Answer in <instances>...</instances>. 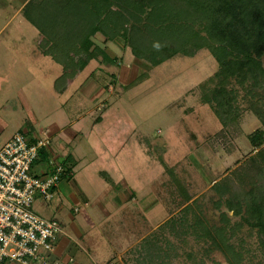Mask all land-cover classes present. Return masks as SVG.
Instances as JSON below:
<instances>
[{"label": "rangeland", "instance_id": "374dc122", "mask_svg": "<svg viewBox=\"0 0 264 264\" xmlns=\"http://www.w3.org/2000/svg\"><path fill=\"white\" fill-rule=\"evenodd\" d=\"M40 3L0 0V142L30 125L48 133L59 163L67 154L73 159L72 174L59 181L53 198L32 203L37 214L61 222L57 237L74 224L78 239L66 252L81 264H137L141 245L158 236L169 250L166 264H232L224 250H206L210 241L196 237L204 233L201 226L183 240L170 227L161 230L168 219L180 228L185 215L182 228L196 217L224 226L225 243L238 255L235 264H264L257 229L223 203L215 205L214 191L215 182L249 155L264 157V143L255 147L248 138L264 130L252 109L264 102L233 85L239 116L225 127L201 100L200 85L218 69L207 48L152 66L121 38L108 40L101 32L92 37L94 44L114 62L89 60L60 93L56 82L63 86L61 77L71 75L81 54L63 37L54 47L44 44L51 16ZM188 125L198 134L196 148L186 141ZM46 165L39 161L34 171ZM115 196L124 203L114 202Z\"/></svg>", "mask_w": 264, "mask_h": 264}, {"label": "trees", "instance_id": "16d2710c", "mask_svg": "<svg viewBox=\"0 0 264 264\" xmlns=\"http://www.w3.org/2000/svg\"><path fill=\"white\" fill-rule=\"evenodd\" d=\"M28 5L23 7L24 12ZM40 6L51 16L49 25H46L49 31H45L44 44L54 47L55 40L63 37L81 54V60L71 67L72 76L61 77L62 87L58 85L61 79L56 82L55 88L60 93L89 60L102 56L104 62H114L115 57L111 60L102 47L94 44L92 37L101 32L108 40L121 38L136 58L152 66L177 53L193 56L198 50L207 48L217 61L218 69L208 82L200 85L201 100L210 104L225 127L239 116L237 90L233 85L264 102V0H41ZM76 15L80 17L77 25L74 24ZM263 106L252 107L262 125ZM26 129L21 132H33L32 126ZM185 130L188 131L186 141L189 148H196L198 134L191 131L189 125ZM248 138L251 145L260 146L264 143V130L257 129ZM49 156L46 149H41L39 161L48 160ZM72 160L68 154L63 156L61 164L66 170L61 180L72 174ZM214 191L217 196L215 205L223 203L228 211L239 215L242 222L256 228L264 247L263 155L259 152L249 155L230 174L215 182ZM186 206L188 204L182 207L183 211L188 210ZM222 216L226 219L224 214ZM184 219L185 215L178 222L180 228H175L177 223L168 219L160 225L161 230L170 227L180 238L188 230L195 234L197 227L201 226L204 233L196 237L210 241L207 251L220 248L230 254L228 260L232 264L238 261L237 252L225 243L228 236L224 226L204 223L202 217H196L183 229ZM135 258L137 264H166L169 250L161 246L156 236L155 241L141 245Z\"/></svg>", "mask_w": 264, "mask_h": 264}, {"label": "built area", "instance_id": "2783aa9c", "mask_svg": "<svg viewBox=\"0 0 264 264\" xmlns=\"http://www.w3.org/2000/svg\"><path fill=\"white\" fill-rule=\"evenodd\" d=\"M44 136V137H43ZM45 130L36 133L15 132L0 142V264H48L54 251L60 221L45 218L32 209L35 199L53 198L65 166L58 162ZM50 156L39 172L40 150Z\"/></svg>", "mask_w": 264, "mask_h": 264}, {"label": "crops", "instance_id": "0c3cea01", "mask_svg": "<svg viewBox=\"0 0 264 264\" xmlns=\"http://www.w3.org/2000/svg\"><path fill=\"white\" fill-rule=\"evenodd\" d=\"M36 132H38V131H35V127H33V132H31V133H36ZM55 156L58 157L59 156L58 153H56ZM117 197L116 196L114 197V202H116L117 204H120V203L123 204L124 203L123 200H125V199L124 198H119V197L117 198ZM72 225L74 226L73 223L72 224L70 223V225H67V227L65 228L66 229V234H65V236L63 238L57 237V239L55 240L54 251L51 252L48 255V262H49L48 264H59V261H60V264L62 262L64 264H81L80 261H79V258H76L75 256L71 257L72 255H70V254L72 252H70V253L66 252L67 249L70 248L69 247L70 246V241L73 240V239H78V234H76V232H75V230H74ZM87 250L88 249H86V251ZM75 253H76V251H75ZM117 255H118V258H119L120 254H117ZM109 264H112V263L110 262Z\"/></svg>", "mask_w": 264, "mask_h": 264}, {"label": "clouds", "instance_id": "9594fccd", "mask_svg": "<svg viewBox=\"0 0 264 264\" xmlns=\"http://www.w3.org/2000/svg\"><path fill=\"white\" fill-rule=\"evenodd\" d=\"M155 47H157V48H158V47H159V45H155Z\"/></svg>", "mask_w": 264, "mask_h": 264}]
</instances>
